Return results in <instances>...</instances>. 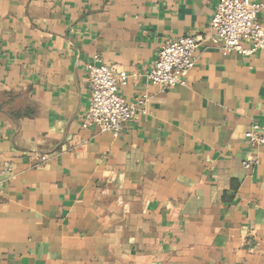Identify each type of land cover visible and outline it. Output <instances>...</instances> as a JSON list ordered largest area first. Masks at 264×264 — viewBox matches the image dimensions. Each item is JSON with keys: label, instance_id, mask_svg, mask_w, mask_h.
<instances>
[{"label": "crops", "instance_id": "0c3cea01", "mask_svg": "<svg viewBox=\"0 0 264 264\" xmlns=\"http://www.w3.org/2000/svg\"><path fill=\"white\" fill-rule=\"evenodd\" d=\"M216 2L0 0V264H264V49L212 45ZM188 36L185 84L152 85ZM95 56L144 101L116 138L82 127Z\"/></svg>", "mask_w": 264, "mask_h": 264}, {"label": "built area", "instance_id": "2783aa9c", "mask_svg": "<svg viewBox=\"0 0 264 264\" xmlns=\"http://www.w3.org/2000/svg\"><path fill=\"white\" fill-rule=\"evenodd\" d=\"M262 18L264 1L217 0L209 25L212 32L209 41L225 53L252 56L264 49ZM201 42L202 38L196 36L167 41L146 75L148 81L162 90L184 85L187 73L195 65V53ZM94 60L95 63L85 68L90 99L82 127H93L116 138L124 125L134 119L144 101H126L119 89L127 84L128 75L99 63L97 56ZM245 138L252 148L264 151V124L251 125ZM257 162L258 156L251 154L242 165L249 169Z\"/></svg>", "mask_w": 264, "mask_h": 264}]
</instances>
